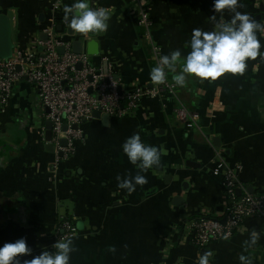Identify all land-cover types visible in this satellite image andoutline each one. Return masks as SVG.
I'll return each instance as SVG.
<instances>
[{"label":"crops","instance_id":"obj_1","mask_svg":"<svg viewBox=\"0 0 264 264\" xmlns=\"http://www.w3.org/2000/svg\"><path fill=\"white\" fill-rule=\"evenodd\" d=\"M242 2L241 11L260 16L249 1ZM71 3L63 5L62 17ZM52 4L0 0V14L10 18L13 55L43 52L40 35L50 26ZM212 5L213 0H93V6L111 15L107 31L97 33L100 53L90 55L91 63L102 67L108 61L122 90L163 89L156 97L144 96L124 115L110 117L106 126L101 118L85 122V140L61 163L56 177L51 173L54 145L41 136L47 111L37 105L32 84L22 80L15 86L9 110L0 115V246L26 239L32 252L21 254V264L45 248L54 251L61 218L75 219L78 230L70 264H195L204 252L212 253L210 264H240L241 254L264 264V220L249 217L231 240L206 249L193 245L188 224L200 214L223 217L227 212L230 200L222 177L213 173L219 159L236 170L253 194L264 195V62L257 58L243 75L229 73L216 80L189 75L183 87L171 73L158 85L149 76L157 63L142 36L141 11L149 14L161 55L179 49L183 57L190 51L185 45L192 29L213 30L209 16L219 19L220 14ZM224 16L229 18L227 10ZM91 40L88 33L81 39L84 51ZM216 97L220 104L211 118ZM180 105L196 115V124L176 119ZM136 132L163 153L159 167L141 173L147 183L129 194L117 187V176L139 171L122 149ZM253 230L259 239L247 248L244 242Z\"/></svg>","mask_w":264,"mask_h":264},{"label":"built area","instance_id":"obj_2","mask_svg":"<svg viewBox=\"0 0 264 264\" xmlns=\"http://www.w3.org/2000/svg\"><path fill=\"white\" fill-rule=\"evenodd\" d=\"M66 1L53 0L50 26L44 30L48 40L42 44L43 52L40 55L24 56L18 53L9 60H0V115L9 110L15 86L22 80L34 86L37 105L49 111L46 119L52 123L51 144L55 148V158L51 164L53 177H56L61 163L70 160L76 154L78 144L85 140L83 124L93 119L95 111L110 117L122 116L127 110L136 108L144 96L156 97L163 89L159 87L147 90L137 87L133 90L121 89L119 93V79L110 69L108 73H104L102 67L91 63V57L85 52L74 53L73 38L67 33L68 23L60 15ZM133 1L140 4V0ZM247 1L258 12L260 7L264 6V0ZM259 14L260 18H264V11ZM152 25L149 14L142 10L139 26L143 29V38L152 47L157 63L162 49L155 44ZM58 26L64 28L63 31L57 30ZM60 47L64 48L63 54L58 51ZM79 64L81 69L77 67ZM17 68H20V71ZM170 89L173 90V86ZM218 104L220 103L216 97L209 110L211 118L214 117L213 112ZM175 116L180 122L196 124V115L184 105L175 109ZM64 126H67L66 131ZM44 135L45 129L42 128V140ZM62 139L67 140L65 147L60 144ZM213 173L222 177L230 204L223 217L200 214L189 220L192 243L198 249H206L217 242L231 240L243 231L244 221L249 217L264 220V195L249 194L247 187L239 180L236 170L228 167L222 159L217 161ZM237 190L242 192L241 196H237ZM77 231L75 219L61 218L56 242L61 237L74 239Z\"/></svg>","mask_w":264,"mask_h":264},{"label":"clouds","instance_id":"obj_3","mask_svg":"<svg viewBox=\"0 0 264 264\" xmlns=\"http://www.w3.org/2000/svg\"><path fill=\"white\" fill-rule=\"evenodd\" d=\"M213 11L220 14L209 16L214 28L205 31L200 28L192 29L190 40L185 47L190 51L182 57L179 49L169 54L161 55L155 67L151 68L149 76L154 85L163 84L168 73L176 85L183 87L189 75L201 80H216L225 74L243 75L249 66V61L264 62V18L260 20L251 16L244 7L242 0H213ZM227 10L229 18H225ZM64 20L71 30L78 33H103L109 27L110 12L105 7L93 6V0H73L63 8ZM180 71H177V65ZM124 154L130 163L139 170L136 175L117 176V187L134 192L137 185L147 183L146 173L154 166L159 167L162 147L146 144L139 132L128 137L122 144ZM256 230L249 234L244 243L252 248L258 242ZM54 251L45 248L41 254L23 264H70L71 253L77 249L71 238H59L52 245ZM114 251L115 249H110ZM32 249L26 239L20 238L14 242H6L0 246V264H21V254L29 255ZM211 252L198 254L195 264H210ZM240 264H253L251 257L241 254Z\"/></svg>","mask_w":264,"mask_h":264},{"label":"water","instance_id":"obj_4","mask_svg":"<svg viewBox=\"0 0 264 264\" xmlns=\"http://www.w3.org/2000/svg\"><path fill=\"white\" fill-rule=\"evenodd\" d=\"M246 7V6H245ZM264 11V6L262 5L260 7V12ZM41 18V17H40ZM257 19H260V16L257 17ZM58 30H61V27H58ZM68 35L70 37L73 38V42H72V51L76 54H81L82 52H85L87 55H91V56H97L99 55L100 51H99V44L98 42L95 40L97 33H88L89 37L92 38L93 40L89 41L88 44L86 45V50L84 51V44L81 41V39H83V37L86 35L84 33H78V32H74L73 30H71L69 28V30L67 31ZM12 29H11V24H10V18L5 15V14H0V60H9L13 57V53H14V44L12 43ZM40 39L41 42L45 43L48 40V36L46 33H42L40 35ZM80 39V40H79ZM40 51H43V47L40 48ZM58 51L60 54L64 53V48L60 47L58 48ZM78 69H81L82 66L81 64H79ZM18 71H20V68H17ZM103 72L104 73H108L109 72V64L108 61H104L103 62V66H102ZM19 85V84H17ZM89 92L91 93V90H89ZM119 93H121V88H119ZM47 113L49 112L48 110H46ZM92 118L94 119H102L103 124L106 126L108 125L109 121H110V116L107 114H103L101 115L100 111H95L92 115ZM45 128H46V132H45V140L47 142H51L52 139V123L49 120L45 121ZM74 128H77V126H74ZM64 131L67 130V126H64ZM60 144L62 147H65L67 145V140L66 139H62L60 141ZM61 155V154H60ZM185 186V184H184ZM183 186V187H184ZM247 192L249 194H253V188H247ZM237 196H241L242 192L240 190H237ZM178 201L180 202V200L178 199ZM223 222H225V220H222Z\"/></svg>","mask_w":264,"mask_h":264},{"label":"trees","instance_id":"obj_5","mask_svg":"<svg viewBox=\"0 0 264 264\" xmlns=\"http://www.w3.org/2000/svg\"><path fill=\"white\" fill-rule=\"evenodd\" d=\"M247 1V0H246Z\"/></svg>","mask_w":264,"mask_h":264}]
</instances>
